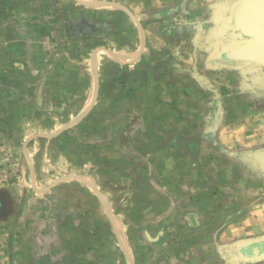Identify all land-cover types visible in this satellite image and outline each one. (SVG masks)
<instances>
[{"label":"rangeland","instance_id":"1","mask_svg":"<svg viewBox=\"0 0 264 264\" xmlns=\"http://www.w3.org/2000/svg\"><path fill=\"white\" fill-rule=\"evenodd\" d=\"M228 1L0 0V192L10 205L0 264H234L236 242L264 236V174L239 157L264 150V97L253 89L264 67L212 68V48L194 43ZM127 11L163 30L140 31L131 54L115 41L134 37L91 29L103 16L101 27L126 32ZM129 76L135 98L159 99L129 107ZM170 90L189 115L175 118ZM154 102L158 113L142 117ZM171 137L190 145L177 148L190 164L165 163ZM189 167L191 184L176 173L149 183Z\"/></svg>","mask_w":264,"mask_h":264},{"label":"water","instance_id":"2","mask_svg":"<svg viewBox=\"0 0 264 264\" xmlns=\"http://www.w3.org/2000/svg\"><path fill=\"white\" fill-rule=\"evenodd\" d=\"M199 39L197 35L196 46L205 50L212 48L207 59L212 68L244 72L261 69L264 67V0H229L217 17L215 28L204 38L205 43L197 45ZM253 89L258 97H264V75L255 80ZM239 157L251 170L264 174V150L244 152ZM229 251V260L234 264L263 261L264 236L236 242Z\"/></svg>","mask_w":264,"mask_h":264},{"label":"crops","instance_id":"3","mask_svg":"<svg viewBox=\"0 0 264 264\" xmlns=\"http://www.w3.org/2000/svg\"><path fill=\"white\" fill-rule=\"evenodd\" d=\"M160 1H161V4L160 5L162 7L164 5L165 6L171 5L172 6L173 4H175L176 2H178V0H160ZM107 14L109 15L108 17H110L112 19H113L112 16L119 15L116 12H112V11L111 12H107ZM127 15L129 16L130 20L133 21V22L131 24V29L128 30V31H126V32H124V31L121 32L120 29H119L120 31H117L116 29H115L116 30L115 31L111 27V25L108 26V27L107 26L101 27V26L104 25L103 22L106 21L105 20V17H103V16H102V18H95V17L92 18L94 20V22L97 23L96 25H99V29H97V28L95 29V26H93V25L91 26L92 32L94 34L96 33L97 35H95V36H97V37H99L101 35V32L103 30H106L110 34H112V32H115V34H114L115 36L116 35L119 36V33H122V35L125 34V35L129 36L130 39H132L134 37V40H135L136 43H133V42L132 43L119 42V39H117L116 37H114V38H116V41H115L116 48L114 49V52L116 51V52H123L125 54H131V53H133L135 51H138V49H135L136 46H138L137 45L138 41H137V36L136 35H138V33H140V31H142L146 35L148 34V32H151L152 35L156 31L157 32L158 31L163 32L162 26H161L162 23H160V22L159 23H157V22H155V23H149V24L145 25V24H143L141 22V20L137 16H135L133 14H130L128 11H127ZM160 18H163V17H160ZM103 19H104V21H103ZM102 23H103V25H102ZM139 25H140V27H139ZM111 28H112V30H111ZM213 29L214 28H210V30L208 31V33H210L211 30H213ZM198 32H199V34L201 33L202 35H204V32H202L201 30L198 31ZM110 50L111 49H109V51ZM193 59H194V61L196 60V49H195V52L193 53ZM139 61H140V59H139V54H138L137 57L134 60H129V61H120V60H118V63H131L130 65H133V64H135V63H137ZM142 78L144 79L143 76H142ZM156 79H158V78H156ZM48 81H45V83H48ZM135 81H136V79H133L132 76H129L125 80V83H124V84H126L125 86H127V88H128V90L125 93V97L129 100V103H128L129 107H133L132 104H133V101H135V99L136 100L139 99L140 101H142V100H148L149 99V101L151 100L152 102L155 101L157 98L159 99V97L156 98L157 95H155V96L148 95L147 94L148 90H145V91L141 92L140 93V97H136L135 98L134 93H136V92L133 91V89H135V85H136ZM145 81H148V79H145ZM98 91H99V88H97V92ZM162 94L165 95V97L167 98V100H169V105H170V107L172 109V112H173L174 115H176L175 118L178 119L181 114L182 115H184V114L189 115L191 113V104L187 107L186 110L185 109H182V110L179 109L180 108L179 107V104H180L179 102L180 101L178 99H180V98H177L178 96L177 97H173L172 100H171V103H170V97L169 96L170 95H173V93H172L171 90L169 92H162ZM184 94L185 95L182 97V99H186L188 101V103H189L191 101V91L188 90V93H184ZM131 99H133V100L130 101ZM82 108L83 107H81L80 111L78 112L79 115L82 114L81 113ZM158 109H160V108L157 107V106H155V102H154V104H152V105L150 104V105H147V107L146 106L143 107V110L139 114H141L142 117H143V114H148V113H151V114L152 113H155L156 114V113H158ZM87 110H88V108H87ZM130 114H132V113H130ZM133 114H138V113H133ZM172 123L174 124V126H171L170 129L173 130L175 127H178L179 120L178 121H174L173 120ZM67 125L68 124H64L61 127H64V126H67ZM58 129H60V128H56L55 130H58ZM158 129L159 128H157V131H159ZM53 132L52 133H48V134H55ZM48 134H43V135H48ZM174 136L175 135L173 134L172 137H174ZM168 140H169L168 142H162L161 145L168 146L169 148H171V149H168V150L169 151L170 150L171 151H174L175 155L170 154V155H167V157L163 158V160H165V163H176V162L183 163V162H186V163H189L190 164L191 163V151H189V153H186L185 152L184 154H180L179 153V150L177 149V148H180V147H189L190 145L189 144L186 145L184 142L180 141V139H178V138H176V139L172 138V139H168ZM164 141H165V139H164ZM190 169L191 168L189 167V169L187 170L188 172H184V174H179V173L177 174V172L179 171V169H177L175 172H173V171L170 172L171 170L170 171L169 170H165V171L163 170L161 172H156L154 178H153V176H152V178H150V182L149 183L151 185H154L156 188H159V187L162 188L164 185L168 184V183H165L166 179L167 180L170 179V176L171 175L174 176L175 173H176L175 178H177L178 181H180L181 178L184 177V178H188L189 179L188 181L191 184V180H190L191 179V171H190ZM186 175H189V177H186ZM147 185L150 186L149 184H147ZM170 185H167L168 188L170 187ZM176 185H177V182L172 186V189H173V187L175 188ZM189 187H190V185H189Z\"/></svg>","mask_w":264,"mask_h":264},{"label":"flooded vegetation","instance_id":"4","mask_svg":"<svg viewBox=\"0 0 264 264\" xmlns=\"http://www.w3.org/2000/svg\"><path fill=\"white\" fill-rule=\"evenodd\" d=\"M9 201L7 200V198L5 197V195H3V193L1 194L0 192V220L9 212Z\"/></svg>","mask_w":264,"mask_h":264},{"label":"bare ground","instance_id":"5","mask_svg":"<svg viewBox=\"0 0 264 264\" xmlns=\"http://www.w3.org/2000/svg\"><path fill=\"white\" fill-rule=\"evenodd\" d=\"M97 6V5H96Z\"/></svg>","mask_w":264,"mask_h":264}]
</instances>
